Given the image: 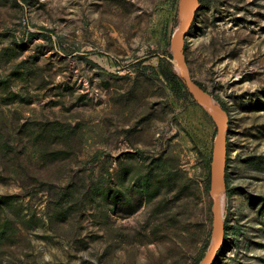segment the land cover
Masks as SVG:
<instances>
[{
    "label": "rangeland",
    "instance_id": "1",
    "mask_svg": "<svg viewBox=\"0 0 264 264\" xmlns=\"http://www.w3.org/2000/svg\"><path fill=\"white\" fill-rule=\"evenodd\" d=\"M181 4L0 0V264L204 260L220 122L160 72ZM181 46L228 114L213 264H264V0L200 6Z\"/></svg>",
    "mask_w": 264,
    "mask_h": 264
},
{
    "label": "water",
    "instance_id": "2",
    "mask_svg": "<svg viewBox=\"0 0 264 264\" xmlns=\"http://www.w3.org/2000/svg\"><path fill=\"white\" fill-rule=\"evenodd\" d=\"M201 4L199 0H193V5L189 10L187 20L180 24L172 37V50L174 56L177 57L180 61L182 71L181 75L184 77L187 88L192 96L203 105V107L214 117L219 115L222 119V122L219 126L217 135L214 140V150H213V157H212V169H211V188L210 194L213 199V233H214V241L213 246L207 253L204 260L201 264H213L215 261L218 251L222 246L224 240V227L223 221L221 220V211H220V202L217 196V188L219 183V159L222 147L225 146L226 140V133L228 128V114L227 112L222 109L221 107L212 104L207 100L205 97L206 92H204L199 85L193 79L189 65L183 53L182 46L179 45L180 40L183 38L185 33L189 30L191 23L195 17L196 11L200 8ZM225 166V160H224Z\"/></svg>",
    "mask_w": 264,
    "mask_h": 264
},
{
    "label": "bare ground",
    "instance_id": "3",
    "mask_svg": "<svg viewBox=\"0 0 264 264\" xmlns=\"http://www.w3.org/2000/svg\"><path fill=\"white\" fill-rule=\"evenodd\" d=\"M192 5H193V0H182V4H181V16L183 19L182 23H184L187 20L188 13H189V10L192 7ZM182 39L179 42L180 46H181ZM177 62H178V64H180V61L178 58H177ZM179 70L182 71L181 64L179 65ZM205 97L207 98V100H209V102H211L212 104H215L209 97L206 96V94H205ZM217 117H219L218 120L221 124V122H222L221 117L219 115H217ZM223 151H224V147H222L221 153H220L219 167H218L219 168L218 169V171H219V183H218V188H217V196H218L219 202H220V211H221V220L222 221H223V210H222L223 209V199L225 196L224 180H223Z\"/></svg>",
    "mask_w": 264,
    "mask_h": 264
},
{
    "label": "trees",
    "instance_id": "4",
    "mask_svg": "<svg viewBox=\"0 0 264 264\" xmlns=\"http://www.w3.org/2000/svg\"><path fill=\"white\" fill-rule=\"evenodd\" d=\"M212 0H199L201 6L208 5ZM161 74L164 79L171 85L172 89L176 92H180L182 90L188 91L185 79L178 72L173 71L169 68H165L162 66Z\"/></svg>",
    "mask_w": 264,
    "mask_h": 264
}]
</instances>
